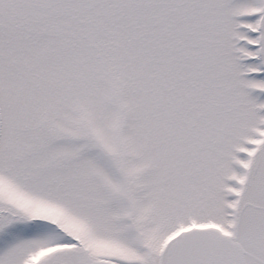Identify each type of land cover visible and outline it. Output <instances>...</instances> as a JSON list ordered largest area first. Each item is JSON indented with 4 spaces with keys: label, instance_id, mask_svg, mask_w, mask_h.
Returning a JSON list of instances; mask_svg holds the SVG:
<instances>
[{
    "label": "snow or ice",
    "instance_id": "snow-or-ice-1",
    "mask_svg": "<svg viewBox=\"0 0 264 264\" xmlns=\"http://www.w3.org/2000/svg\"><path fill=\"white\" fill-rule=\"evenodd\" d=\"M0 264H264V0H0Z\"/></svg>",
    "mask_w": 264,
    "mask_h": 264
}]
</instances>
